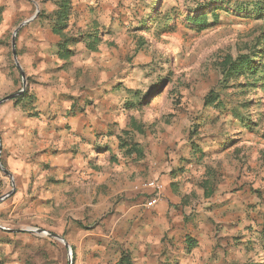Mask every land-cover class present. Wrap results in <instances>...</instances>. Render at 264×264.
I'll use <instances>...</instances> for the list:
<instances>
[{
    "label": "crops",
    "instance_id": "crops-1",
    "mask_svg": "<svg viewBox=\"0 0 264 264\" xmlns=\"http://www.w3.org/2000/svg\"><path fill=\"white\" fill-rule=\"evenodd\" d=\"M6 1L0 0V99L18 88L4 39L12 18L23 13ZM28 1L39 13L57 8L55 0ZM109 2L72 0L68 30L75 23L96 28ZM47 32L50 39L58 37L52 24ZM44 40L17 45L27 50L21 62L30 89L22 99L0 103L2 156L19 184L15 205L57 226L75 244L76 264H117L124 252L131 264L244 262L249 236L240 233L238 195L216 183L207 192L201 184L205 170L176 174L162 163L161 150L155 158L139 139L137 150L128 153L121 140L130 142L122 136L129 128L122 97L109 84L112 76L98 71L87 45H72L75 54L63 60L58 41Z\"/></svg>",
    "mask_w": 264,
    "mask_h": 264
},
{
    "label": "rangeland",
    "instance_id": "rangeland-1",
    "mask_svg": "<svg viewBox=\"0 0 264 264\" xmlns=\"http://www.w3.org/2000/svg\"><path fill=\"white\" fill-rule=\"evenodd\" d=\"M111 1L104 17L98 13L96 28L75 23L69 32L99 33L97 45L89 47L90 55L97 57L100 73L112 76L109 84L122 97L124 127L131 130L130 119L135 117L145 133L134 132L132 137L144 143L155 158L161 150V161L171 164L172 172L210 171L224 191L232 189L243 203L240 233L249 236L241 264L264 262V235L260 233L264 231V84L244 77L227 81L221 71L227 55L251 51L259 54L256 59L264 56V16H238L223 10L218 24L199 30L185 21V12L194 8V0H162L164 11L180 16L166 30L156 26L147 30L140 26L141 17L151 11L145 0ZM6 2L23 11L12 18V31L4 39L10 49L9 64L17 69L15 94L24 85L12 55L13 33L36 13V5L28 0ZM39 15L16 36L18 60L27 77L24 91L13 96L19 99L28 93L30 77L21 62L26 47L17 45H39L43 39L56 45L58 41L47 34L50 19ZM91 38L72 45L88 46ZM77 73H83L82 67ZM210 92L222 101L218 107L205 104ZM122 136L131 139L125 133ZM0 142V197L5 196L0 200V264H69L71 258L76 264L75 244L57 226L44 223L43 217L28 216L15 205L19 184L5 165L1 135ZM30 228L61 235L70 248L53 235Z\"/></svg>",
    "mask_w": 264,
    "mask_h": 264
},
{
    "label": "trees",
    "instance_id": "trees-1",
    "mask_svg": "<svg viewBox=\"0 0 264 264\" xmlns=\"http://www.w3.org/2000/svg\"><path fill=\"white\" fill-rule=\"evenodd\" d=\"M194 8L187 9L185 12V21L189 26L196 27L201 30L207 28L211 25L218 24L220 20V15L223 10L231 11L234 15L238 16H252L259 18L264 16V0H194ZM57 8L51 14L40 13V17L43 15L47 16L52 24L53 32L59 37L57 42L58 55L63 60H68L72 55L75 54V50L72 48V44L79 41L85 40L92 35L89 41L88 47L97 45V41L100 39L98 32H83L80 34L73 35L69 32V21L73 11L72 0H55ZM145 7L151 8L149 13L143 15L140 19V26L143 29H151V26H156L157 30H166L169 28L170 22L174 21L180 16L179 13H174L173 11H164L162 0H145ZM264 55V51H263ZM259 56L257 52H242L237 56L227 55L221 62V71L224 80L239 79L241 77L252 79L255 83L263 82L264 84V56L261 59H256ZM250 79V80H251ZM157 93L156 96H159ZM24 93L22 96H25ZM156 98V97H155ZM222 101H219V96L213 92L207 95L205 100L206 105H211L213 107H218ZM235 116L241 117L238 114ZM131 130H124L134 143L130 145L128 141L121 140V147H129L127 149L128 153L137 150L138 143L134 142L132 133H145L143 126L136 120L135 117L130 119ZM197 153L199 149L195 148ZM204 154L203 151H201ZM198 154V153H197ZM199 154V156H200ZM208 178L203 180L202 186H204L207 192H212L214 190L215 183H217L218 177L213 175L210 171L207 172ZM206 192V193H207ZM264 235L263 229L260 232ZM194 245L190 242L189 246ZM117 264H131L130 255L127 252L123 253V257ZM257 264H264L262 261H257Z\"/></svg>",
    "mask_w": 264,
    "mask_h": 264
},
{
    "label": "water",
    "instance_id": "water-1",
    "mask_svg": "<svg viewBox=\"0 0 264 264\" xmlns=\"http://www.w3.org/2000/svg\"><path fill=\"white\" fill-rule=\"evenodd\" d=\"M38 13H39V8L37 9L36 13H35L31 18H29V19L25 20L24 22H22V23H21V24L15 29L14 34H13V39H12L13 57H14V60H15V62H16V64H17V66L20 67V70H21V73H22V79H23V85H24V87H23V89H21L19 92L15 93V94H12V95H8L7 97H4V98L0 99V103L3 102V101L6 100V99H9V98L13 97V96L19 95L21 92L24 91V88H25L26 85H27V77H26V74H25V72H24L23 68L21 67V65H20V63H19V60H18V55H17V50H16V36H17V33H18V31L20 30V28H21L22 26H24L25 24H27V23L31 22L32 20H34V19L37 17ZM0 152H1V142H0ZM4 197H5V196L0 197V200H2ZM29 230H31V231H39V232H41L42 234H50V235H53L55 238L59 239L60 241H62L65 245H67V246L70 248L69 243H68V242L64 239V237L61 236V235L53 234V233L47 232V231H45V230H43V229H37V228H36V229H35V228H30ZM69 264H73L72 258H71Z\"/></svg>",
    "mask_w": 264,
    "mask_h": 264
},
{
    "label": "built area",
    "instance_id": "built-area-1",
    "mask_svg": "<svg viewBox=\"0 0 264 264\" xmlns=\"http://www.w3.org/2000/svg\"><path fill=\"white\" fill-rule=\"evenodd\" d=\"M157 201V198H153L152 203H155Z\"/></svg>",
    "mask_w": 264,
    "mask_h": 264
}]
</instances>
